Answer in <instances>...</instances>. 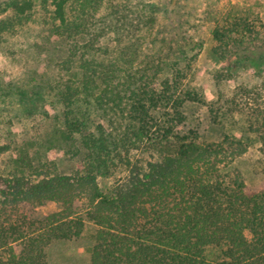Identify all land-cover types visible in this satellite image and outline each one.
<instances>
[{"label": "trees", "instance_id": "trees-1", "mask_svg": "<svg viewBox=\"0 0 264 264\" xmlns=\"http://www.w3.org/2000/svg\"><path fill=\"white\" fill-rule=\"evenodd\" d=\"M88 8L96 12L97 0L80 4L81 12ZM129 11L117 6L115 17L97 22L114 25L121 41L142 22ZM176 16L170 36L158 31L146 53L152 29L119 43L106 59L108 52L70 44L49 84L64 107L63 126L50 130L47 161L13 152L0 172V264H48L52 243L88 228L94 240L88 264H264V186L250 190L243 174L228 168L246 144L228 135L210 142L182 128L185 103L200 98L184 85L191 36ZM147 17L155 22L153 12ZM254 21L235 8L213 30L218 57H232L230 71L264 70V38ZM62 23V36L87 33L86 21L71 24L62 15ZM106 34L99 29L91 38ZM248 129L264 156L263 111ZM57 147L63 156H80L71 173L60 171ZM48 201L58 210L39 214Z\"/></svg>", "mask_w": 264, "mask_h": 264}, {"label": "rangeland", "instance_id": "rangeland-1", "mask_svg": "<svg viewBox=\"0 0 264 264\" xmlns=\"http://www.w3.org/2000/svg\"><path fill=\"white\" fill-rule=\"evenodd\" d=\"M85 3L86 0H0V148H3L0 172L6 170L8 157L13 152L14 156L27 153L37 163L38 158L47 161L44 153L50 151L55 140L50 130L63 126L64 107L58 91L49 84L58 74L59 63L68 57L70 44L76 42L79 50L83 47L90 54L108 52L103 55L106 59L114 55L119 43L130 44L137 33L150 36L152 29L153 34L142 46L146 53L153 48L151 38L158 31L170 36L179 13L187 23L186 33L191 36L188 55L183 61L187 66L184 85L196 90L200 98L185 103L186 121L182 128L196 129L210 142H218L225 135L242 139L246 147L228 168L243 174L248 189L263 187L264 156L260 138L248 127L259 111L264 112V70L257 72L242 67L230 71L232 57L228 60L218 57L214 51L218 42L213 38V30L230 10L237 8V13L255 20L259 36L264 38V0H97L96 12L88 8V13H83L80 4ZM117 6L125 12L132 10L133 18H142L140 28L133 33L126 31L121 41L114 25L97 22L103 17H115ZM92 12L96 13L95 19L91 18ZM150 12L156 15L153 24L146 21ZM61 13L71 24L86 21L81 31L87 33L77 34L75 30L72 38L62 36ZM137 21L134 19L133 25ZM143 21L151 27L143 25ZM92 22L95 23L91 27ZM192 24L194 27L190 28ZM99 29L108 30V34L92 39L91 35ZM56 151L60 171L71 173L80 156L74 159L63 156L59 147ZM58 207L57 202L48 201L36 209L46 215ZM93 244L91 228L78 238L52 243L47 250L48 264H88Z\"/></svg>", "mask_w": 264, "mask_h": 264}]
</instances>
